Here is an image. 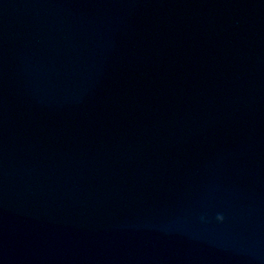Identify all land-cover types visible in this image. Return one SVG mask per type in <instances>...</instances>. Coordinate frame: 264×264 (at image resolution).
Returning <instances> with one entry per match:
<instances>
[{
	"label": "water",
	"instance_id": "water-1",
	"mask_svg": "<svg viewBox=\"0 0 264 264\" xmlns=\"http://www.w3.org/2000/svg\"><path fill=\"white\" fill-rule=\"evenodd\" d=\"M0 264H264V0H0Z\"/></svg>",
	"mask_w": 264,
	"mask_h": 264
},
{
	"label": "clouds",
	"instance_id": "clouds-1",
	"mask_svg": "<svg viewBox=\"0 0 264 264\" xmlns=\"http://www.w3.org/2000/svg\"><path fill=\"white\" fill-rule=\"evenodd\" d=\"M216 221L219 223H223L225 221V216L222 213H218L215 217ZM202 222H207L204 217H201Z\"/></svg>",
	"mask_w": 264,
	"mask_h": 264
}]
</instances>
